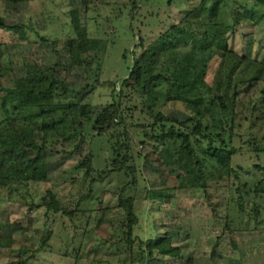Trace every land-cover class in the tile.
I'll return each instance as SVG.
<instances>
[{
  "label": "trees",
  "instance_id": "1",
  "mask_svg": "<svg viewBox=\"0 0 264 264\" xmlns=\"http://www.w3.org/2000/svg\"><path fill=\"white\" fill-rule=\"evenodd\" d=\"M173 5L181 15L178 21H172ZM146 7L152 11L145 13L144 22L152 25L150 16H157L158 29L137 40L129 73L105 104L85 100L101 85L106 47L101 37L67 43L72 61L95 76V84L82 90L60 80L58 64L37 62L7 85L13 61L4 63L0 53V188L27 202L32 185L50 183L47 150L79 159L63 177L71 181L69 193L62 195L53 184L33 206L47 209L38 242L13 251L18 256L8 264H34L40 253L53 252L51 241L60 227L70 237L62 253L66 257L79 260L82 244L92 239L90 251L95 253L88 255L89 264H137L156 251L180 257L172 237L144 240L134 233L140 188L147 189L151 202L174 197L172 189L146 184L144 162L152 153L165 166L182 171L191 190L207 189L210 182L228 185L237 214L248 224L252 216L246 206L254 201L250 214L263 227L264 181L255 177L264 175V79L245 83L238 75L245 62H259L250 53L254 29L264 27V0H134L131 18ZM2 29L27 40L25 27L7 25L0 17ZM241 33L247 43L243 51L234 45ZM171 103H182L191 117L180 122L166 116L163 108ZM240 156L252 159L255 171L235 165ZM109 221H114L118 239L103 241L99 231ZM232 221L231 216L229 227ZM12 243L0 236V248L12 249ZM103 247L113 250L108 258L100 253ZM115 251L120 257L111 263Z\"/></svg>",
  "mask_w": 264,
  "mask_h": 264
},
{
  "label": "rangeland",
  "instance_id": "2",
  "mask_svg": "<svg viewBox=\"0 0 264 264\" xmlns=\"http://www.w3.org/2000/svg\"><path fill=\"white\" fill-rule=\"evenodd\" d=\"M133 3L134 0H31L14 4L0 0V17L7 25L25 27L27 34V40H19L9 30L0 31L2 61H13L12 70L5 76L7 85L14 76H25L27 65L33 62L58 64L60 80L74 90H82L87 83L95 84L94 74L76 65L66 47L72 38L101 37L106 43L101 85L94 87L84 99L97 105L112 101L111 93L119 88L135 60L137 40L142 35L147 38V34L158 29L157 16H150L152 25L144 22V15H148L145 13L152 9L146 7L145 12L141 10L135 19L131 18ZM172 8V21H178L181 16L178 8L174 5ZM241 35L237 36L234 45L243 51L247 43L243 42ZM253 37L250 55L258 57L259 62L244 63L238 80L245 83L256 77L264 79V27L255 28ZM218 63L216 59L211 65L207 77L209 82ZM163 112L180 122L191 117L182 103H171L163 108ZM78 162L77 156L47 150L46 171L50 183L32 185L27 202L21 200V195L11 196L7 189L0 188V236L13 241L12 249L0 248V264L16 259L18 255L13 251L20 250L23 244L29 246L38 242L41 237L39 231L45 227L47 209L45 206L33 209V206L41 201L53 184L62 195L69 193L71 181L63 177ZM235 165L255 171L253 160L243 156L237 158ZM144 175L147 185L153 183L157 188L172 189L174 197L162 203L151 202L147 198V189L140 188L135 202L140 221L134 233L144 240L172 237L173 244L181 248V256H165L158 251L150 256L147 252L137 264H264V224L263 227L258 226L254 214H250L254 213V201L246 206L247 213L252 216L248 224V219H240L237 214L238 206L232 204L236 197L226 184L210 182L207 189L191 190L184 173L165 166L154 153L144 162ZM255 181H264L262 172L257 173ZM111 206H115L114 203ZM231 216L232 227H229ZM262 218L264 220V215ZM54 222L55 217L51 216V228ZM112 222H105L99 231L103 241L118 239L112 230ZM69 242L70 237L60 227L51 241L53 252L40 253L34 264H89L92 257L88 259V255L95 253L90 251L92 239L87 238L82 244L84 255L79 260L62 254ZM138 245L135 250H138ZM111 251L103 247L100 253L108 258ZM111 255V263H117L120 254L115 251Z\"/></svg>",
  "mask_w": 264,
  "mask_h": 264
}]
</instances>
